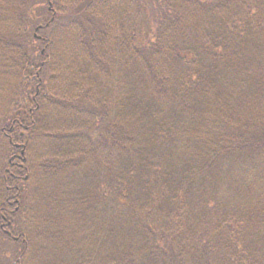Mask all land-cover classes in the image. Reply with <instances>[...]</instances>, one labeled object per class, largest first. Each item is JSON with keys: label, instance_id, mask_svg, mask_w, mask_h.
Wrapping results in <instances>:
<instances>
[{"label": "trees", "instance_id": "16d2710c", "mask_svg": "<svg viewBox=\"0 0 264 264\" xmlns=\"http://www.w3.org/2000/svg\"><path fill=\"white\" fill-rule=\"evenodd\" d=\"M0 108L10 264H264V0H0Z\"/></svg>", "mask_w": 264, "mask_h": 264}, {"label": "rangeland", "instance_id": "374dc122", "mask_svg": "<svg viewBox=\"0 0 264 264\" xmlns=\"http://www.w3.org/2000/svg\"><path fill=\"white\" fill-rule=\"evenodd\" d=\"M53 21V18H51L50 20H49V23L50 22H52ZM49 23H47V25L49 24ZM47 25L45 26V27H47ZM41 26V25H40ZM39 27V26H38ZM38 27H36V28H38ZM142 27H144V21L142 22ZM36 28L34 29V30H31V34L33 33V35H34V37H35V39L37 38V39H40V35H37V33H38V31L39 30H41V29H43V27L41 26V28L38 30V31H36ZM54 27L53 26H51L50 28H47L46 30H44V31H42V35L43 36H45V37H49V35L51 34L50 32L52 31V29H53ZM143 29V28H142ZM145 29V28H144ZM33 44H34V46H35V48L38 50V53L41 51V49L43 48V44H41V41H39V40H37V41H34L33 42ZM34 87H35V84L33 83L32 84V86H31V89H32V91L34 90ZM37 93H39V91L37 92ZM1 108H0V115H3L2 113H1ZM3 116H0V118H2ZM20 141V140H19ZM31 146H32V143H31ZM51 148V146L49 145L48 147H47V151L49 150ZM11 153H12V151H10V150H8V152L6 153V149H3V151H1L0 150V154H1V156H0V159L1 158H3L4 157V166H6V162H7V160H8V157L11 155ZM20 156H23V155H20ZM30 157L32 158V157H37V155H36V153L34 152V150H32L31 151V153H30ZM37 176V178L36 177H34L33 179L34 180H38V175H36ZM33 180V181H34ZM53 180V179H52ZM51 182V184H52V189H55L56 190V188H55V186L54 185H58V186H61V184L59 183V182H53V181H50ZM73 183V176H71V184ZM30 184V183H29ZM36 184V181H34V183H33V185H35ZM62 187H63V189L64 188H66V186H64V185H62ZM30 189H32V190H34L35 188L31 185V187H30ZM47 191L48 192H50V187L48 186L47 187ZM50 195L51 196H56V194L55 193H53V192H50ZM63 197V195L61 194V198ZM34 198H35V196H31V194H30V198H29V201H25V203H23L22 205H24V206H28L27 207V209L28 210H25V214L27 213V212H30V215H28L27 216V218H28V221H29V224H31V221H33V222H35L36 220H39V221H43L45 218H46V215H42V217H43V219L42 220H40L39 218H38V215H37V213L39 212L38 210L36 211V209H35V202H33L34 201ZM68 208L66 207V205H65V202H64V199L63 200H61L60 202H57V209L56 210H53V212L54 213H57V214H59V215H57L58 217L57 218H59V219H63V216L64 215H66L68 212ZM40 214V213H39ZM23 218V221L24 222H27V218L26 217H22ZM24 222H23V224H24ZM25 224H28V222L27 223H25ZM25 224H24V226H25ZM46 224V223H45ZM79 224V223H78ZM76 226H75V232H77V233H85V230L84 231H81V230H79V226L80 225H77V224H75ZM60 227L61 228H63L64 229V225H60ZM59 234H60V232H59ZM86 235V234H85ZM10 241V240H9ZM36 246V245H35ZM37 248H39V246H36ZM35 247V250L37 249ZM55 247L57 248L58 247V245H57V243L55 244ZM0 249L2 250L1 251V254H0V258H3L4 260H1L0 261V264H10L12 261V259H13V257H15L19 252H21L22 250H23V247H21L20 248V246L19 247H17V246H13V245H8V244H5V243H2L1 245H0ZM50 254V253H49ZM72 255V254H71ZM31 256L33 257V252H31V249H29V250H27L26 251V253H25V257H26V259L24 260V262H23V264H32V261H29V260H27V259H31ZM36 257H38V256H36ZM61 259H63L61 256H59V253L57 254V256H55V259H54V263L55 264H58V262L61 260ZM27 261V262H26ZM61 262V261H60ZM41 263V258H38L37 260H35V264H40Z\"/></svg>", "mask_w": 264, "mask_h": 264}, {"label": "flooded vegetation", "instance_id": "af4514ba", "mask_svg": "<svg viewBox=\"0 0 264 264\" xmlns=\"http://www.w3.org/2000/svg\"><path fill=\"white\" fill-rule=\"evenodd\" d=\"M12 131V130H11ZM10 131V135H9V139H10V143L14 146V148L15 149H18V153H13L11 156H10V158H9V160H8V165H9V167H10V169L9 170H7V172L9 173V175H11V176H14V174H15V170L17 169V168H20V169H22V164L24 163L22 160H21V157H24V155L23 156H20L21 155V150L24 148L23 147V145L20 143V142H16V143H13V141H15L14 139H13V137H12V132ZM19 137H23V133H20L19 134ZM20 162H22V163H20ZM13 202H14V200H11V202H9V206H11L12 207V205H13ZM3 220V222H5L6 223V220L3 218L2 219ZM8 223V222H7ZM3 230H4V228H2Z\"/></svg>", "mask_w": 264, "mask_h": 264}, {"label": "water", "instance_id": "95a60500", "mask_svg": "<svg viewBox=\"0 0 264 264\" xmlns=\"http://www.w3.org/2000/svg\"><path fill=\"white\" fill-rule=\"evenodd\" d=\"M40 28H41V26H39L38 28H36V31H38ZM21 155H23V151L21 152ZM5 233L7 235H10V233L8 231H5ZM15 240H17V239L15 238Z\"/></svg>", "mask_w": 264, "mask_h": 264}]
</instances>
